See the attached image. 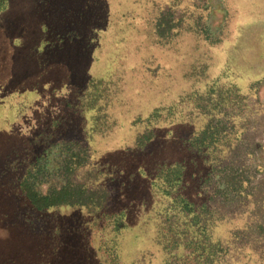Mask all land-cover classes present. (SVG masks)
<instances>
[{
	"label": "rangeland",
	"instance_id": "obj_1",
	"mask_svg": "<svg viewBox=\"0 0 264 264\" xmlns=\"http://www.w3.org/2000/svg\"><path fill=\"white\" fill-rule=\"evenodd\" d=\"M207 2L213 28L227 21L223 43L210 46L184 31L158 44L154 23L164 11L186 14V25L203 14L207 24ZM43 39L53 51L40 52ZM229 66L236 79L226 86L244 92L264 77V0H0V264H166L158 233L167 218L178 226L186 218L179 209L168 213L172 201L153 182L165 165L185 164L181 193L196 205L206 201L199 184L207 165L185 140L206 122L196 96L219 84ZM102 80L92 110V83ZM258 99L250 127L264 145V86ZM156 110L159 117L147 122ZM147 131L151 140L139 144ZM64 140L95 151L98 181L112 192L108 213L125 211L132 227L125 234L116 237L87 210L39 213L27 204L19 181L37 155ZM259 194L257 223L264 183ZM236 209L220 210L228 218L213 230L215 240L228 244L254 219Z\"/></svg>",
	"mask_w": 264,
	"mask_h": 264
},
{
	"label": "trees",
	"instance_id": "obj_2",
	"mask_svg": "<svg viewBox=\"0 0 264 264\" xmlns=\"http://www.w3.org/2000/svg\"><path fill=\"white\" fill-rule=\"evenodd\" d=\"M212 5L207 2V24L203 14L198 17L194 14L192 21L186 25V14L178 17L174 7L164 11L154 23L158 44L169 45L184 31L201 37L210 46L223 43L227 39L224 27L228 24L225 21L217 28L210 25L215 13ZM43 41L40 52L53 51L49 48L52 44ZM58 41L55 46H59L61 41ZM223 72L227 76L220 77L219 84L211 86L207 94L196 96L193 103L207 118L199 131L185 140L192 155L202 158L207 165V173L199 184L200 195L204 192L206 201L196 205L181 193V189L185 188V164L165 165L153 182L155 192L172 201L168 213L172 208L179 209L182 217L186 218L181 228L175 218H167L158 233V242L170 258L166 264H264V221L257 223L253 216L259 206V189L264 183V145L252 134L250 127L254 117L250 106L259 101L264 77L247 82L248 91L244 92L236 84L226 86V80L235 78L230 66ZM104 83L103 80L97 86L92 83L94 92L89 93L92 110H96V101ZM159 112L156 110L155 116H149L146 121L151 123L159 117ZM147 133L138 136L139 144L151 140ZM95 157L91 146L76 140L52 144L31 162L19 181L18 189L27 204L39 213L55 208L87 210L108 221L118 237L132 227L126 220L125 211L108 213L112 192L107 183L98 181ZM178 191V195L174 196ZM235 207L237 211L242 208L240 214L254 219L245 229H236L230 242L224 244L214 239L213 230L228 218L220 210L230 209L229 213L237 214L231 212ZM217 214L220 216L217 217ZM117 241L114 239L112 253L107 251L110 259L117 254ZM106 246H109L107 242L101 247ZM243 249L247 253L241 252Z\"/></svg>",
	"mask_w": 264,
	"mask_h": 264
}]
</instances>
